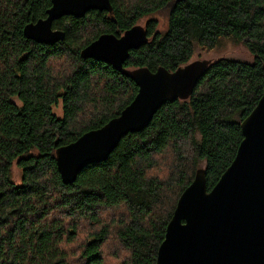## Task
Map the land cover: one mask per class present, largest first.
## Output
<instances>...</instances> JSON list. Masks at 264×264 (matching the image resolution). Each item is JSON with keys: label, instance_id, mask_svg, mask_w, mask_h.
<instances>
[{"label": "trees", "instance_id": "1", "mask_svg": "<svg viewBox=\"0 0 264 264\" xmlns=\"http://www.w3.org/2000/svg\"><path fill=\"white\" fill-rule=\"evenodd\" d=\"M109 1L111 14L55 21L64 39L43 45L23 28L46 17L50 0H0V264H155L178 198L200 168L207 191L217 183L262 96L264 0ZM144 18L148 40L129 52L127 71L174 72L222 41L241 45L251 63L211 61L186 100L167 101L105 161L63 184L56 150L117 117L137 93L129 76L80 53Z\"/></svg>", "mask_w": 264, "mask_h": 264}, {"label": "water", "instance_id": "2", "mask_svg": "<svg viewBox=\"0 0 264 264\" xmlns=\"http://www.w3.org/2000/svg\"><path fill=\"white\" fill-rule=\"evenodd\" d=\"M46 17L23 28L38 44L54 45L64 33L53 23L65 16L76 19L90 11L112 13L109 0H50ZM145 28L134 25L122 36L102 34L80 53L129 76L137 86L133 100L120 114L97 130L55 152L63 184H71L87 165L105 161L120 140L141 132L167 101L186 100L211 63L191 61L174 72L158 68L127 71L123 64L132 50L147 43ZM243 136L230 166L207 191L205 171H196L182 192L168 222L155 264H264V85L252 112L240 123Z\"/></svg>", "mask_w": 264, "mask_h": 264}, {"label": "rangeland", "instance_id": "3", "mask_svg": "<svg viewBox=\"0 0 264 264\" xmlns=\"http://www.w3.org/2000/svg\"><path fill=\"white\" fill-rule=\"evenodd\" d=\"M154 18L157 19L160 25L165 24V13L158 14L154 16ZM146 19L147 18L141 19L138 22V25L144 26L146 23ZM221 57L241 60V61H246L247 63H251V57L245 51V49L241 45H237L229 41H222L221 44L210 53H202V52L196 51L191 61H201V60L215 61L216 59L221 58ZM56 113L57 115H60V110L58 109ZM12 176L14 179V183L16 185L20 184L21 182L20 181L21 179L20 170L16 168L15 166L12 167ZM114 263H115L114 259L109 262V264H114Z\"/></svg>", "mask_w": 264, "mask_h": 264}]
</instances>
